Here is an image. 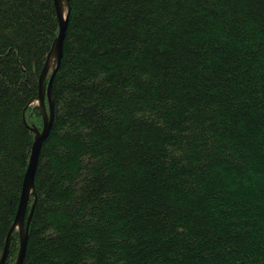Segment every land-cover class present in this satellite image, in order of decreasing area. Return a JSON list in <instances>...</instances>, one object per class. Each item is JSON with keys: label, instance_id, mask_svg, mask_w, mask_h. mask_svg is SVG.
<instances>
[{"label": "trees", "instance_id": "1", "mask_svg": "<svg viewBox=\"0 0 264 264\" xmlns=\"http://www.w3.org/2000/svg\"><path fill=\"white\" fill-rule=\"evenodd\" d=\"M68 5L23 264H264V0ZM57 32L0 0V257Z\"/></svg>", "mask_w": 264, "mask_h": 264}, {"label": "water", "instance_id": "2", "mask_svg": "<svg viewBox=\"0 0 264 264\" xmlns=\"http://www.w3.org/2000/svg\"><path fill=\"white\" fill-rule=\"evenodd\" d=\"M53 1L56 9L57 20H58V32L53 41L51 50L47 55L44 66L42 67L41 72L39 74L38 95L35 98L36 104L39 108V112L42 118V127L40 130L37 129L36 127H30V129L35 134L34 141L31 147L28 165L24 174L22 190H21L20 200L18 203L15 219L14 222L12 223L11 228L7 233L3 252L0 257V264H4L6 261L9 251L11 234L14 230H17L19 235V248H18L15 264H23V259L27 244V226L31 218L34 204L31 207L28 220L26 224H24L26 207L30 192L34 187V177H35V172L38 164L42 143L46 139L53 121V104L51 100V87H52L53 78L59 67V62L62 57L63 40H64L65 31L67 28V23L70 13V8L68 5L69 0H53ZM64 5L65 6L67 5L66 10ZM54 59L56 60V65L50 74L47 85L45 86V79L47 77L49 65ZM45 99L47 105H45Z\"/></svg>", "mask_w": 264, "mask_h": 264}]
</instances>
